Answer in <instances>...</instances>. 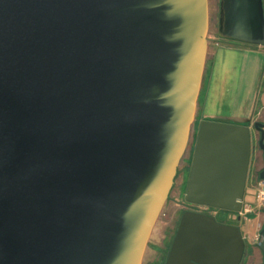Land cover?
Returning <instances> with one entry per match:
<instances>
[{
    "label": "water",
    "instance_id": "95a60500",
    "mask_svg": "<svg viewBox=\"0 0 264 264\" xmlns=\"http://www.w3.org/2000/svg\"><path fill=\"white\" fill-rule=\"evenodd\" d=\"M228 2L221 27L238 15L264 45V0ZM208 30V0H0V264H142L190 142ZM252 128L264 164V115L198 123L186 203L236 216ZM257 247L264 264V224ZM243 252L237 225L185 209L163 264Z\"/></svg>",
    "mask_w": 264,
    "mask_h": 264
},
{
    "label": "crops",
    "instance_id": "0c3cea01",
    "mask_svg": "<svg viewBox=\"0 0 264 264\" xmlns=\"http://www.w3.org/2000/svg\"><path fill=\"white\" fill-rule=\"evenodd\" d=\"M210 2L215 15L216 32L212 36V41L208 40L203 79L196 107V124L201 120H214L251 127L255 120L262 119L264 115V85L261 86L264 72V45L242 39L248 37L250 33L239 26L238 15L234 17L232 14L230 17L228 15L226 26L221 27L220 14L228 7V0H208L209 7H211ZM226 34H232L234 37H228ZM258 136V132L252 128L251 155L242 203L250 204L252 210L245 215L231 217L230 221L226 222L237 225L243 237L244 252L240 264H245L247 257L255 258V264L263 262V254L257 247V241L259 231L264 224V209L257 206L255 194L252 193L255 189L253 181L258 178V172L264 166L263 151L257 144ZM251 163H253L252 169ZM158 262L163 264L164 258L161 262L159 258Z\"/></svg>",
    "mask_w": 264,
    "mask_h": 264
},
{
    "label": "rangeland",
    "instance_id": "374dc122",
    "mask_svg": "<svg viewBox=\"0 0 264 264\" xmlns=\"http://www.w3.org/2000/svg\"><path fill=\"white\" fill-rule=\"evenodd\" d=\"M211 7H209V30H208V40L212 41V36L216 32V22H215V15L213 13V6L212 2H210ZM261 86L264 85V72L262 77ZM257 108L259 106V101L257 100L256 104ZM196 119V117H195ZM200 122V121H199ZM197 121H194L192 130H191V137L189 145L183 155L182 160L180 161L179 166L185 165L186 167L183 169V177L177 176L175 180V184H173V187L170 191V194L168 196V199L166 200L160 215L153 227V230L151 232L144 257L142 260V264H159L158 259L160 258V262L165 260V254L166 251L170 245L171 238L174 235L175 228L177 225L178 218L180 217L181 212L184 209H187V206L191 207V204L186 203L184 201V191L186 186V180L188 176V170H189V162L191 161L192 156V150H193V143L194 138L196 134V129L198 124H196ZM252 160L253 157H252ZM253 163H251V169H252ZM182 169V168H181ZM184 179V183L183 180ZM183 183V185H181ZM193 205V204H192ZM222 211V210H219ZM221 219L223 222H229L230 219L225 218V216H221ZM245 264H255L256 259L251 258H245Z\"/></svg>",
    "mask_w": 264,
    "mask_h": 264
},
{
    "label": "built area",
    "instance_id": "2783aa9c",
    "mask_svg": "<svg viewBox=\"0 0 264 264\" xmlns=\"http://www.w3.org/2000/svg\"><path fill=\"white\" fill-rule=\"evenodd\" d=\"M253 185H254V188L256 191L255 192V203L257 204V206L260 209H264V180L260 179V178H256L253 181ZM196 206H197V209L199 210V212L211 214L213 216H215L217 211L220 210V209L211 208V207L205 206V205H196ZM251 210H252V206L250 204H242L241 210L238 212H235V214L242 216V215H245L246 213L250 212ZM222 211L225 214V218L231 219V217H232L231 212L224 211V210H222ZM258 237H259V235H258Z\"/></svg>",
    "mask_w": 264,
    "mask_h": 264
},
{
    "label": "flooded vegetation",
    "instance_id": "af4514ba",
    "mask_svg": "<svg viewBox=\"0 0 264 264\" xmlns=\"http://www.w3.org/2000/svg\"><path fill=\"white\" fill-rule=\"evenodd\" d=\"M186 166L185 165H183V166H178V169H177V174H176V176H175V180H176V177L177 176H181V177H183V169L185 168ZM182 168V169H181ZM183 181V183H184V179L182 180ZM183 183L181 184V185H183ZM174 184H175V181H174ZM187 209H191V210H194V211H199L198 209H197V206L196 205H192L191 204V207H189V206H187ZM185 210V209H184ZM183 210V211H184ZM182 211V212H183ZM210 211V210H209ZM181 212V213H182ZM180 216H181V214H180ZM221 216L223 217V216H225V214H224V212L223 211H217V213L215 214V218L217 219V221H219V222H222V219H221ZM173 238V237H172ZM171 243V242H170ZM170 246V245H169ZM168 249H169V247H168ZM168 249H167V252H168ZM167 255V254H166ZM165 258H166V256H165ZM165 261V260H164Z\"/></svg>",
    "mask_w": 264,
    "mask_h": 264
}]
</instances>
